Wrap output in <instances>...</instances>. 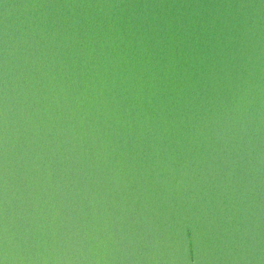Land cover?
<instances>
[{
    "label": "water",
    "instance_id": "1",
    "mask_svg": "<svg viewBox=\"0 0 264 264\" xmlns=\"http://www.w3.org/2000/svg\"><path fill=\"white\" fill-rule=\"evenodd\" d=\"M0 264H264V0H0Z\"/></svg>",
    "mask_w": 264,
    "mask_h": 264
}]
</instances>
